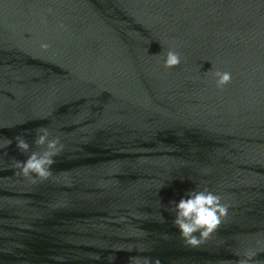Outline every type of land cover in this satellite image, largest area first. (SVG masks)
<instances>
[{"label":"water","instance_id":"obj_1","mask_svg":"<svg viewBox=\"0 0 264 264\" xmlns=\"http://www.w3.org/2000/svg\"><path fill=\"white\" fill-rule=\"evenodd\" d=\"M41 127L63 150L25 177ZM9 140L0 264H264V0H0ZM205 186L231 207L194 247L170 208Z\"/></svg>","mask_w":264,"mask_h":264},{"label":"clouds","instance_id":"obj_2","mask_svg":"<svg viewBox=\"0 0 264 264\" xmlns=\"http://www.w3.org/2000/svg\"><path fill=\"white\" fill-rule=\"evenodd\" d=\"M60 28L65 25L61 22ZM41 49L47 50L50 45L42 41ZM181 63V55L174 49H169L163 60L165 68H172ZM215 78V86L223 88L229 84L232 79L230 71H222L216 69L211 73ZM35 143L43 147V151H32L23 161H16L15 167L20 170V173L25 177H30L35 173L39 178H47L51 172L50 169L55 163L54 157L63 150V144L60 143L59 137H52L48 128L41 127L37 129ZM12 140L8 141L10 146ZM16 147L23 151L29 152L30 145L22 137L15 138ZM35 182V177H32ZM230 204L224 203L221 196L205 187H195L189 190L178 201L172 202L170 211L174 213L172 220L173 225L179 230L180 236L185 242L191 246L202 244L218 226L222 223L224 217L228 215ZM244 259L240 264H251L256 252L252 249H247L243 253Z\"/></svg>","mask_w":264,"mask_h":264}]
</instances>
